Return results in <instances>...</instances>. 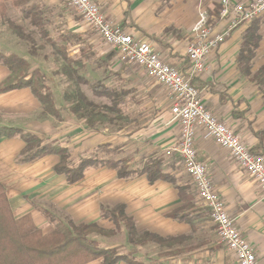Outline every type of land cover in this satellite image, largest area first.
Wrapping results in <instances>:
<instances>
[{
  "label": "crops",
  "instance_id": "obj_1",
  "mask_svg": "<svg viewBox=\"0 0 264 264\" xmlns=\"http://www.w3.org/2000/svg\"><path fill=\"white\" fill-rule=\"evenodd\" d=\"M36 1L44 6L48 4L49 11L55 15L61 11L57 0ZM94 2L109 20L133 38L148 42L164 63L182 72L188 67L186 48L191 40L190 29L197 20L198 8L201 6L210 15H216L220 0ZM70 24V33L81 37L82 41L73 46V55L68 56L78 60L82 58L81 49L91 52L89 58H82L85 60L82 65H86L88 73L100 76L103 89H113L108 81L115 79L129 85L128 88H117L116 93L122 98L125 93L129 94L128 90L137 95L133 101L124 103L122 100L118 109L147 107L155 111V115L143 130L129 132L125 136L120 132L110 134L107 129L95 132L69 114L62 116L61 121L43 114L31 90L22 88L0 93V129H20L59 144L67 149L71 165L89 157L127 159V165L136 169L149 158L159 159L161 172L175 181L174 184L163 180L149 183L144 174L119 179L116 170L98 166L87 169L79 182L68 184L65 176L54 172V167L59 163L58 156L51 154L31 162H21L25 143L18 136L0 137V184L14 219L28 218L43 234L53 229L56 222L52 216L56 213L62 216V220L68 218L75 224L96 223L105 230L116 231L111 237H99L109 241L118 239V242L104 248L118 247L120 255L143 264H236L234 255L226 251L216 238L207 208L197 198L182 163L176 156L165 155L179 141V126L170 117L171 100L167 90L147 77L142 69L123 65L118 61L117 54L108 55L103 45L99 48L93 36L87 35L86 31L89 30L84 23L71 20ZM226 26L227 19L217 20L215 33H221ZM250 31L259 38L251 61V72L262 67L264 16L235 28L224 43L210 53L206 59V71L195 76L192 83L207 110L231 129L252 152H262L264 134L263 147H259L257 134L264 132V99L257 86L241 74L236 60L244 37ZM78 52L79 56H76ZM21 57L31 63L24 55ZM33 68L39 69L40 65L36 64ZM9 75L8 69L0 64V84ZM137 97L143 101L136 100ZM194 146L197 158L205 165L235 228L252 246L257 263L264 264L263 194L228 152L206 138L201 128L196 130ZM175 185L186 187L185 202L179 198ZM182 205L184 212L192 218L191 224L167 216ZM118 206L124 207L125 215L134 222L138 235L148 232L160 238L182 236L184 239L180 245L167 250L156 244L134 246L128 242L122 226L116 229L109 218L102 217L103 209L113 210ZM173 250L181 252L168 255ZM86 264L101 263L93 260ZM118 264L128 263L120 261Z\"/></svg>",
  "mask_w": 264,
  "mask_h": 264
},
{
  "label": "trees",
  "instance_id": "obj_2",
  "mask_svg": "<svg viewBox=\"0 0 264 264\" xmlns=\"http://www.w3.org/2000/svg\"><path fill=\"white\" fill-rule=\"evenodd\" d=\"M10 7L17 10L22 19L26 20L29 27L34 28L46 44H49L63 61L60 73L69 81H75L76 85L85 84L86 81L78 74V68L82 66V58L85 56V49L80 50L82 58L71 59L66 53V49L57 46L50 37L46 29L49 24L47 11L44 5L36 0H0V20L5 24L10 32L25 43L30 44V54L35 55L34 39L27 33L23 26L8 18L6 11ZM219 10L217 6L216 11ZM72 39L78 40L75 35H70ZM60 39H64L63 36ZM259 38L254 32H248L242 42L241 50L237 56V63L241 74L247 80L257 86L264 99V65L255 72H251V61L255 56ZM0 64L5 66L10 75L5 82L0 84V93L12 90L29 88L41 106L42 113L62 120L64 113L73 116L78 121H83L90 129L96 124H103L105 114L101 109L109 112L118 109L121 97H118L111 89L102 87L101 84L92 86L93 94L96 97L103 95L111 101L110 106H98L89 100L79 88L71 94L65 95L68 101L67 107H57L49 88L44 84V75L40 70H31L27 60L16 54L0 53ZM103 91V92H101ZM101 93V94H100ZM126 94V93H125ZM106 118V117H105ZM110 119V118H108ZM264 132L257 134L259 147L262 146ZM18 136L24 143L20 161L31 162L45 155H56L59 163L54 167V172L63 175L68 184H75L83 177L87 169L91 167L105 166L117 171L119 179H126L136 174H144L149 183L163 180L174 184V179L161 171V161L159 159H147L139 168H130L127 159L103 160L99 158H81L77 164L71 165L67 149L53 141L43 140L36 135L24 132L15 128H1L0 137L12 138ZM252 152V150H251ZM264 154L253 151L252 154ZM179 198L186 201L185 186L175 185ZM184 205L169 212V218L192 223V218L184 212ZM102 217L109 218L116 229L122 226L126 231L127 240L134 246H144L156 244L161 249L167 250L180 245L184 237L160 238V236L144 232L137 234L132 219L127 217L123 206H118L113 210L103 209ZM116 234L114 230H105L96 223L75 224L70 219L65 218L56 222L53 229L43 234L41 229L29 221L28 218L15 220L9 207L4 188L0 184V264H86L99 260L101 264H118L125 261L128 264H143L136 262L124 255H120L118 247L104 248L100 242L90 239L91 236L111 237ZM180 250H173L170 254H179ZM133 255V254H132ZM162 255H166L163 253Z\"/></svg>",
  "mask_w": 264,
  "mask_h": 264
},
{
  "label": "built area",
  "instance_id": "obj_3",
  "mask_svg": "<svg viewBox=\"0 0 264 264\" xmlns=\"http://www.w3.org/2000/svg\"><path fill=\"white\" fill-rule=\"evenodd\" d=\"M65 1L84 25L116 51L121 64L142 69L147 77L167 90L171 100L170 117L179 126V141L165 155L176 156L182 163L197 198L207 208L216 238L226 251L234 255L236 264H258L252 246L235 228L205 165L197 158L194 146L196 130L201 128L206 138L225 149L239 168L256 183L263 196L264 156L252 154L231 129L206 109L192 80L206 71L207 57L224 43L235 28L264 16V0H220L219 10L213 16L200 6L186 48L188 67L182 72L164 63L148 42L133 38L109 20L94 0ZM220 19H227V26L221 33H215V22Z\"/></svg>",
  "mask_w": 264,
  "mask_h": 264
},
{
  "label": "rangeland",
  "instance_id": "obj_4",
  "mask_svg": "<svg viewBox=\"0 0 264 264\" xmlns=\"http://www.w3.org/2000/svg\"><path fill=\"white\" fill-rule=\"evenodd\" d=\"M56 4L59 5V10H61L59 11L60 13L56 12V15L53 14L52 11H49L50 6H47L48 4L44 6V9L47 11L46 17L49 22V24L45 26L53 42L57 46L65 48L68 55H73V51L75 50L73 46L80 44L82 38L76 35L78 37V40L72 39L70 35L73 36L74 34H71L69 31V25H71L70 21L72 20V22L75 21L77 23L82 21L81 18L74 12L70 4L65 0H57ZM5 14H7L9 19L15 21L18 25L23 26L25 31L32 36V38L34 39L35 55H31L29 52L30 44L16 39V37L10 32L8 27L5 24H2L1 20L0 53H2L3 55L16 54L19 57H21V55L27 57L31 62H28L30 64L31 70H40V72L44 75V84L47 88H49L54 101L56 100L55 104L57 107H67L68 101L65 98V95L71 94L76 88H79L81 92H83L85 96L88 97V99H90L98 106L111 105V101L107 97L103 95H100V97H96L95 94H92V86L101 84L102 80L99 75H92L91 73H88V70L85 67L86 65H82L77 70L78 74L86 81V83L76 85L75 81H69V79H67L60 73L61 67L64 64L63 61H61V59L55 53L54 49L49 44H46L43 40H41L39 33L34 28L29 27L28 22L22 19L20 13L17 10L11 8L10 4H8V8ZM86 28H88L89 30L88 32L86 31L87 35L90 37L93 36V39L97 42V44H99V48L101 45H103L106 48V52L108 55L117 54L116 51L112 50L111 47L105 45L104 42L100 38H98V36L89 27ZM61 36H63L64 39L61 40ZM94 49H97V47H95ZM75 55L79 56V52ZM90 56L91 52L85 51V58L83 59H87ZM84 61L85 60H82L81 62L83 63ZM36 64L40 65L39 69L33 68ZM108 83L109 86L113 87V89L111 90L115 92L118 97H121V99L123 100L122 102L127 103L129 102V100L133 101V98L135 100V97L137 95L131 94L132 91L126 90L129 94H125L124 98L116 93L117 88H128L129 85L122 84L115 79L109 80ZM136 100H141V102L143 101L141 97H137ZM127 105L128 104H126L125 106ZM101 112L105 114L106 118L104 117L103 124H96L92 128V130L95 132H101L107 129L106 131L110 134L120 132L121 135L124 136L129 132L132 133L139 129L143 130V128L146 127L149 123L150 118L156 113L151 108L148 109L147 107H145L141 109H135L129 106H127L126 110L116 109L112 112H109L105 109H101ZM67 115V113L63 114L64 117H67ZM52 217L54 222H59L62 220V216L59 213H56V215ZM90 239H94L100 242L102 246H108L112 244V242H118V239L116 238L112 241H109L101 239L99 238V236H91Z\"/></svg>",
  "mask_w": 264,
  "mask_h": 264
}]
</instances>
